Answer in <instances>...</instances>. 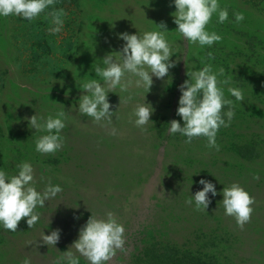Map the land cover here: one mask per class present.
<instances>
[{"label": "rangeland", "instance_id": "obj_1", "mask_svg": "<svg viewBox=\"0 0 264 264\" xmlns=\"http://www.w3.org/2000/svg\"><path fill=\"white\" fill-rule=\"evenodd\" d=\"M80 1L76 9L70 5L57 6L66 13L60 33L48 31L52 25L47 12L55 8L56 1L31 22L17 16L6 17L1 22L4 37L0 41V151L22 150L27 145L35 149V137L40 133L29 127L26 117L36 112L46 117L59 110H66L68 114L67 126L62 131V149L55 154L37 153L35 160L38 162L34 167L40 190L51 182L60 184L63 191L46 201L45 208L36 209L40 220L33 228L24 225L26 218L19 222L16 232L0 228L2 238H10L9 250L22 260L30 257L32 264L42 261L53 264L59 251H67L78 239L80 228L92 214L104 218L111 211L125 226L126 247L130 249L126 255L117 254L120 264H133L131 252L145 238L147 231L142 234L145 228L155 232L154 227H161L177 242L179 229L184 233L185 228L192 231L201 227L207 216L203 214L208 211L215 218L208 216L210 228L219 227V233L223 230L235 234L225 237L229 238L231 247L224 252L228 264H264V154L259 162L248 165L230 148L217 155L204 140L202 145L192 146L180 162L173 157L167 158L163 147L155 149L150 141L154 135L153 116L166 107L168 87L179 84L188 70L202 68L206 63L218 69L211 63L212 58L215 59L212 56L215 43L200 47L175 33L177 25L172 14L176 9L171 0ZM248 1L219 0L220 6L227 8L229 18L219 23L214 15L208 25L209 31L221 37L225 32V41L220 44L225 51L243 53L231 56V74L224 71L220 77L230 79L231 86L243 93V101H236L225 87V95L234 101L235 120L231 128L240 143L258 135L264 141V56L260 59L253 56L249 65V58L245 57L251 55L248 43L252 42L248 38H255L256 43L264 45V4L258 0ZM234 12L242 13L244 19L240 22L230 20ZM71 22L76 26L74 31L66 26ZM156 24H165L171 31L167 38L172 43L175 55L171 59L175 66L170 68L168 75L163 79L153 77L151 90L148 93L140 90V95L127 104H120L118 93H109L112 110L119 109V119L113 117L112 124L107 127L80 115L75 110V103L82 94L77 82L99 79L92 67L109 53L122 50L125 42L119 39L120 33L154 30ZM223 24L229 26L223 28ZM240 31L246 37L235 33ZM65 41L71 44L66 47L70 55L68 60L61 58L58 49ZM42 55L45 58L38 59ZM33 59L38 62L33 64ZM145 97L154 112L147 131H142L130 122V117L135 104L143 102ZM76 106L78 108V104ZM15 125L20 127L18 133L15 128L13 130ZM112 127L117 129L116 136L109 135ZM46 159L54 163L48 165L44 173L41 166ZM186 167L187 173H183ZM202 178L212 181L218 193H222L224 186L239 183L255 197V203L263 200V207L255 209L243 228L235 225L233 217L224 215L223 204L219 203L222 194L212 196L209 193L211 203L207 211H197L194 204L186 201L202 189L199 184ZM184 213L192 215L178 220ZM56 229L60 230L57 249L48 247L42 240V245L37 243L42 232L51 234ZM81 264L88 262L81 257ZM111 264H117V258L114 257Z\"/></svg>", "mask_w": 264, "mask_h": 264}, {"label": "clouds", "instance_id": "obj_2", "mask_svg": "<svg viewBox=\"0 0 264 264\" xmlns=\"http://www.w3.org/2000/svg\"><path fill=\"white\" fill-rule=\"evenodd\" d=\"M176 11L172 14L177 28L175 33L182 36L190 44L200 47L212 46L221 39L215 31H209L213 16L218 17L219 23L229 18L227 8L220 6L219 0H171ZM53 5V0H0V17L17 16L31 22L46 9ZM66 15L64 9L47 12L50 17L51 34L60 33L64 26L62 17ZM235 20L240 22L244 16L240 12L233 13ZM165 24H156L154 30L139 31L135 34L120 33L123 40L121 51H114L94 63L92 71L99 79H82L77 82L82 94L75 103V110L82 116L91 118L94 124L107 127L112 124L113 117L119 119L117 111L112 110L108 96L116 92L121 103L131 102L140 90L148 93L154 83L153 77L163 79L170 68L175 66L172 57L175 55L172 43L167 35ZM224 69L214 70L210 63L202 68L188 70L187 77L179 86L181 96L178 101L177 116L181 120L173 119L168 123V132L172 135L179 133L186 137L185 143H192L196 138H206L207 147L219 150L216 137L221 127L230 125L235 116L234 101L225 95L227 93L236 101H243L242 91L231 86L230 79H221ZM63 84V83H61ZM121 93L126 95H120ZM78 104V108L77 105ZM225 107L227 110L224 111ZM73 109V108H72ZM153 106L146 102H137L131 112L130 122L137 128L147 131L146 126L152 122ZM226 117V119H225ZM28 120L29 127L36 133L35 151L41 155L55 154L62 149L64 138L62 131L67 126L68 114L66 110L56 111L54 114L32 115ZM117 129L111 128L109 135L116 136ZM17 171L9 174L0 167V228L16 232L18 224L26 218V223L33 228L40 220L38 207H44L46 201L55 198L63 191L60 184L47 183L42 190L38 189L33 164L24 160L16 165ZM202 189L190 195L187 204L195 206L197 211H207L212 196L222 194L224 215L233 217L237 226L243 228L250 221L254 211L255 197L239 183L233 182L224 186L222 193H218L216 185L201 179ZM125 226L111 211L104 218L93 214L80 228L78 239L67 251H59L53 264H81L83 257L88 264H111L118 253L127 254ZM60 239V230L51 234L41 233L40 240L48 247H55ZM57 249V248H56ZM74 250V251H73ZM22 264H32L30 257H25Z\"/></svg>", "mask_w": 264, "mask_h": 264}, {"label": "trees", "instance_id": "obj_3", "mask_svg": "<svg viewBox=\"0 0 264 264\" xmlns=\"http://www.w3.org/2000/svg\"><path fill=\"white\" fill-rule=\"evenodd\" d=\"M55 1L57 2V4ZM250 1L252 0H249L248 2ZM258 1L261 4H264V0H258ZM53 2H55L54 4L56 5L55 6L56 9L57 6H59L60 8L63 5H70L71 8L76 9L80 7L81 1L53 0ZM72 14L75 15V12ZM4 20L5 18L0 17V41L1 38L4 37L2 32L4 27L1 24V22H3ZM230 20H235L234 15L231 17ZM228 24H223L222 27L226 28L227 26H229ZM230 25L231 27L233 26L232 24ZM66 26H68L71 31H74L76 28V26L73 25V22H71V24L68 23ZM235 33L238 34V36L241 35L246 37V35L242 31ZM225 35L226 34L224 32L221 39L219 40L220 42L217 41L213 45L212 56L215 57V59L212 58L211 63H215L214 65L218 66V68H223L226 74L230 75L231 71L229 67L231 63L230 61L231 56L234 55L241 56L242 52L233 53L232 51L231 52L225 51V47H221L220 45L224 43ZM240 38L241 37H239V41ZM248 39H250V41L252 42V43H248L250 48L249 50L252 56L251 55L245 56L247 59L249 58L248 62L246 61L247 65H249L250 64L249 62L252 61L254 58L258 59L259 57L261 58L264 56V45L256 43L255 38H248ZM234 43L236 44L238 43V41ZM69 45L71 46L70 42L65 41V43L61 44L58 47L59 52L61 54V58H65L66 60L70 58L69 50L66 49V47ZM220 51L221 53L218 56V59H216V55ZM253 56L255 57L253 58ZM44 58L45 55H42L38 59L42 60ZM32 62L33 64H36L38 60L33 59ZM186 79H188L187 74L179 84L176 85L174 84L173 86L168 87L167 90L169 97L166 100V107L161 113L153 116L154 135L152 136V138H150V141L152 142V145L155 147V149L163 147L162 149H164L167 158L173 157V160L176 161L177 159H179L180 162L185 156L188 155V153H190L192 146L198 144L202 145L204 143L203 141L206 140V138H202V137L196 138L193 140L192 143L189 144V143H185L186 137L181 136L179 133L172 135L168 132V127H169L168 123L173 119L181 120V123H183L181 117L177 116L176 112L178 108V101L181 96L179 86L183 84V82ZM226 110L227 107H225L224 111ZM233 120H235V118H233L232 121ZM231 123L227 127H221L217 132L216 141L217 144L219 145V150H216L214 148L216 154L218 155L220 153H223L224 152L223 150L230 148L233 150L234 153H236V155L239 156V158L242 159V161H244V163L246 162V164L248 165L254 164L256 161L259 162L260 159L262 158V155L264 154L263 151L264 147L262 145L264 144V141L261 135H258L257 137L254 138L251 137V139L246 141L243 140V142L240 143V141L235 136V132L233 128H231L232 127ZM14 128L15 131L17 132L20 127L18 128L15 125L13 127V130ZM17 133H15V135H18ZM27 136L30 137L28 134ZM15 142L18 144L17 140ZM22 148H23L22 150L17 148L14 151L8 150L4 153L0 151V167L4 168L5 171H7L9 174H14L17 171L16 165L24 160L30 161L35 167V165H37L38 162L37 160H35V158L37 157V152L35 151V149L29 147L28 145L23 146ZM42 163L44 164L41 166V168L44 171V173L45 172L47 173V168H49L48 165L50 166L51 164L54 163V161L50 159H46L43 160ZM206 163L204 164L205 166ZM186 169L188 168L186 167L182 170L183 173H187L185 172ZM39 183H37L38 189H40ZM180 187L182 189V183H180L179 188ZM261 201L263 200H259V202L254 203L253 205L254 211L257 208L260 209L261 207H263L262 204L263 202ZM172 215L174 216V213ZM182 215L180 214L178 216V220L179 219L183 220L191 216L192 214L184 213ZM203 216H205L206 220H204L205 222L201 227L193 229L192 231H188L189 228L188 229L185 228L186 232L184 233L181 232V228H180L179 229L180 238L179 240H177V242H175L176 240L171 238L173 235L170 232H165L164 229L161 227H154L153 230H155V232L145 228V230L142 232V234L145 235V232L147 231L145 238L141 241V244L139 245L136 244L135 248L131 252L133 256L132 263L133 264H228L224 252L226 249L231 248L229 246L230 243H228V240L231 236H234L235 234L233 232L229 233L230 231L228 230H227L228 232L222 230L223 233H219L218 231L220 229L219 227L217 229H213L212 227L210 228L208 224V218H209L208 216H212V214L207 211L205 212V214H203ZM201 218L204 219V217ZM212 218L213 220H215L214 216H212ZM24 223H25L24 225H27L26 221H24ZM235 225L237 224L235 223ZM1 234L2 233L0 232V251L2 250V252L0 253V264H22L23 260L18 258L14 254L15 252H11L9 250L8 246L11 244L10 238H7L5 235H4L5 238H2L3 236ZM226 236H228L229 238H225ZM37 241H38L37 243L42 245V243L40 242L41 240H37ZM40 264H46V263L42 261Z\"/></svg>", "mask_w": 264, "mask_h": 264}]
</instances>
